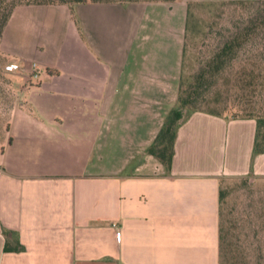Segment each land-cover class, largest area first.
<instances>
[{"label":"crops","instance_id":"1","mask_svg":"<svg viewBox=\"0 0 264 264\" xmlns=\"http://www.w3.org/2000/svg\"><path fill=\"white\" fill-rule=\"evenodd\" d=\"M187 1L15 8L0 44L18 13L46 42L3 48L41 72L0 116V264H220L221 179L264 174V152L255 119L206 112L169 172L148 151L178 100Z\"/></svg>","mask_w":264,"mask_h":264},{"label":"rangeland","instance_id":"2","mask_svg":"<svg viewBox=\"0 0 264 264\" xmlns=\"http://www.w3.org/2000/svg\"><path fill=\"white\" fill-rule=\"evenodd\" d=\"M118 2V1H117ZM187 27L184 42V55L181 77L192 82L194 77L206 67L215 52L225 40L235 34L244 33L245 28L260 24L264 17V0H188ZM191 4V5H190ZM14 21V29H8L10 39L0 44V116L10 105L20 103L23 89L37 81L33 77L32 65L28 69L8 70L5 60L14 58L5 55V43L14 46H26L36 42H46L38 35L23 33L17 29L21 15ZM56 36L62 33L61 25L54 26ZM253 32V31H252ZM251 32V33H252ZM3 33L0 34V41ZM1 43V42H0ZM264 67V26L257 28L249 39L239 48L236 58L226 65L224 73L211 77L200 85L199 104L206 108L224 110L223 117L233 119L234 112L246 116L249 112L261 113L264 110V90L256 79V92L247 89L245 93L238 89L237 73L255 70L260 73ZM24 74L23 81L17 75ZM26 74V75H25ZM181 81V79H180ZM242 94L244 97H242ZM252 100V101H250ZM239 116V117H240ZM2 118V117H0ZM241 119V118H238ZM6 129V120L0 119V135ZM249 177L242 185V178ZM223 186L231 188L226 198L225 209L234 207V214L241 217L237 231H241L236 264H264V174L250 173L240 176H223ZM241 184L238 189L236 187Z\"/></svg>","mask_w":264,"mask_h":264},{"label":"trees","instance_id":"3","mask_svg":"<svg viewBox=\"0 0 264 264\" xmlns=\"http://www.w3.org/2000/svg\"><path fill=\"white\" fill-rule=\"evenodd\" d=\"M86 1L93 2H174L179 0H0V34L12 16L15 8L21 5L33 4H75L84 3ZM191 5V4H190ZM190 8L188 6V12ZM260 24L248 26L244 33H238L228 37L220 48L215 52L212 59L205 68L194 77L192 82H186L182 79L180 81L179 95L176 105L168 113L165 122L156 135L153 143L148 147V151L154 154L165 166L167 172L172 168L173 157L175 153V141L177 133L181 125L195 112H206L216 116L223 117L224 110L217 108L204 109L199 104L198 95L200 85L206 82L211 77L217 74L224 73L226 65L231 63L237 56V51L249 39L250 35L257 29L264 26V17ZM253 31V32H252ZM252 32V33H251ZM238 89L243 94L247 89L252 91L255 95L256 79L260 78V85L264 90V67L260 73L256 74L255 70L240 71L237 73ZM242 94V97H244ZM252 101V100H250ZM238 112H234L233 119L252 118L256 120L257 128L254 140L253 151L254 154L264 152V110L261 113L249 112L246 116H240ZM227 118V117H225ZM249 177L242 178V185L248 183ZM239 184L238 187L242 186ZM231 192V188L223 186L221 179L220 184V224H219V237H220V264H236L237 252L241 251L239 241L242 238L241 231H237L241 217L234 214V207L228 212L225 209L226 198ZM264 213L260 216L263 217ZM12 231L4 228L6 234L5 250H24L25 245L22 244L18 238L13 239L10 237Z\"/></svg>","mask_w":264,"mask_h":264},{"label":"built area","instance_id":"4","mask_svg":"<svg viewBox=\"0 0 264 264\" xmlns=\"http://www.w3.org/2000/svg\"><path fill=\"white\" fill-rule=\"evenodd\" d=\"M19 66L16 64H10L8 65L7 69L8 70H14V69H18ZM32 73H33V77L34 78H38L41 72L40 66L37 63H32Z\"/></svg>","mask_w":264,"mask_h":264}]
</instances>
